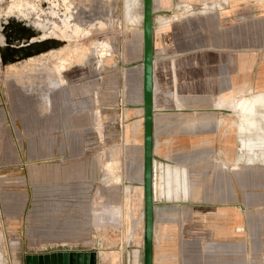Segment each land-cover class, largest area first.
<instances>
[{
    "label": "rangeland",
    "instance_id": "374dc122",
    "mask_svg": "<svg viewBox=\"0 0 264 264\" xmlns=\"http://www.w3.org/2000/svg\"><path fill=\"white\" fill-rule=\"evenodd\" d=\"M173 3L180 4L172 7L176 18L213 12L237 24L264 15V0ZM139 5L132 7L134 20L142 16V0ZM134 26L141 27L129 20L126 0H0V264H26V254L91 249L100 252L98 264H142L143 197L120 183L122 174L125 183L133 180L136 150L127 141L126 67L122 85L114 76L106 79L116 68L120 74L122 44ZM21 27L30 35H22ZM49 38L61 44L26 53L31 41ZM11 49L13 57H6ZM102 51L107 55L101 57ZM88 77L95 114L86 128L73 126L71 108L83 101L78 90L73 95V85L81 87ZM258 93L264 88L218 100ZM255 102L247 116L253 123L245 121L244 132L238 113L220 115L215 139L223 140L226 121L236 129L227 130L232 140L226 153L216 148L220 167L240 166L232 163L239 155L264 168V104ZM220 108H229L228 102ZM241 139L253 147L238 149Z\"/></svg>",
    "mask_w": 264,
    "mask_h": 264
},
{
    "label": "crops",
    "instance_id": "0c3cea01",
    "mask_svg": "<svg viewBox=\"0 0 264 264\" xmlns=\"http://www.w3.org/2000/svg\"><path fill=\"white\" fill-rule=\"evenodd\" d=\"M178 5L153 0L152 264H264V168L253 167L239 155L232 163L240 166L220 167L216 148L221 146L226 153L223 147L231 145L227 130L234 128L232 122L224 121L228 124L223 126L222 141L214 138L215 131L221 134V114L238 113L244 132L248 129L244 122L253 123L247 117L254 113L253 101L264 104V93L218 100V95L248 87L264 88V15L237 24L222 22L213 12L176 18L172 7ZM142 57L141 25L123 41L120 74L116 68L106 75L110 82L114 76L116 86L122 85L126 67L127 141L136 150L130 160L133 180L125 183L122 174L120 183L135 186L136 192L143 159ZM91 85L89 77L81 87L73 85V95L78 90L83 100L71 108L73 126L86 128L92 123ZM223 102L229 108L221 109ZM118 107L124 109L122 104ZM253 145L252 140L241 139L237 148Z\"/></svg>",
    "mask_w": 264,
    "mask_h": 264
},
{
    "label": "water",
    "instance_id": "95a60500",
    "mask_svg": "<svg viewBox=\"0 0 264 264\" xmlns=\"http://www.w3.org/2000/svg\"><path fill=\"white\" fill-rule=\"evenodd\" d=\"M153 0H142V108H143V235L142 264H152L154 223V179L153 156ZM30 49V47L28 48ZM31 52V51H30ZM96 250H55L25 255L26 264H98Z\"/></svg>",
    "mask_w": 264,
    "mask_h": 264
},
{
    "label": "bare ground",
    "instance_id": "6f19581e",
    "mask_svg": "<svg viewBox=\"0 0 264 264\" xmlns=\"http://www.w3.org/2000/svg\"><path fill=\"white\" fill-rule=\"evenodd\" d=\"M127 2V6H128V18L131 22L133 23H136V24H139L141 25L142 24V16L139 20H134L131 18V12H132V7L133 5H137V6H140L139 5V0H126ZM17 29V28H16ZM19 32L22 34V35H30V31L28 28L26 27H21L18 29ZM17 30V31H18ZM65 31V30H64ZM66 32V31H65ZM67 33V32H66ZM61 44V40L59 39H46V40H43V41H31L29 45L27 46H24V49L26 51V53H33V52H37V51H41V50H44V49H47V48H51L53 46H57V45H60ZM30 47V49H28ZM31 51V52H30ZM42 53V52H41ZM101 57H104L105 55H107V52L105 51H102L99 53ZM6 57H13V50H8L7 52H5L4 54ZM137 164V163H136ZM138 169L139 170H142V162L138 165ZM139 181H140V185L138 186V190H137V194L139 197H143V190H142V184H141V177H139ZM133 191H135V188L132 189V195H133ZM135 195V194H134ZM143 210V209H142ZM136 251V250H135ZM136 253V252H135ZM134 253V254H135ZM98 254V252H97ZM99 255H100V252L98 254V258H99ZM136 257V256H135ZM99 263V262H98Z\"/></svg>",
    "mask_w": 264,
    "mask_h": 264
}]
</instances>
